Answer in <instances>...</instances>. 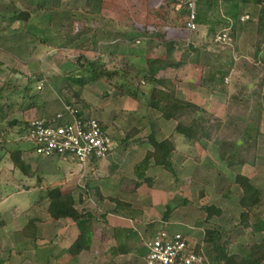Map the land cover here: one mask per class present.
Instances as JSON below:
<instances>
[{"label":"crops","instance_id":"1","mask_svg":"<svg viewBox=\"0 0 264 264\" xmlns=\"http://www.w3.org/2000/svg\"><path fill=\"white\" fill-rule=\"evenodd\" d=\"M146 1L148 4L153 5V7L148 8V10L150 9V11H154V13L160 12L156 0ZM21 2L26 5L27 10L22 9L20 13L18 12L13 16H21L23 13H26L29 14V17L27 20H14L12 18L11 20H14L15 24H22L23 26L25 25V27H44L45 32H48L49 27L53 29L56 22L57 26L60 25L65 27V25H63L64 21H59L60 16H55V13H58L60 9H54L53 16H51V12L49 13L46 10L47 6L45 2L48 3V0H22ZM202 2H204L206 7H204L203 14L201 13V6L200 10L197 9L198 14L195 22L197 30L195 31H191L186 27L187 17H181L179 11L180 6H173L171 1L166 2L167 6L165 11L168 13V16H141L143 15L142 10L139 13L137 12V15L135 16H124L125 19H120V16H117V14H113V16L87 17L88 19H91L89 21L92 23L90 26L93 28L92 31H97L96 29L98 26L96 21H101V17H104L108 20V23L106 24L107 27H109L113 33L116 32L121 34V37L123 38L117 41L112 40L111 37L108 39L109 41L105 39L106 42H104L109 47V53H113L112 55L116 56L124 54V59H126L127 62L128 60H131V62L139 64L142 77H144L148 71L147 60H166L173 63H182L183 65L181 67L177 69L167 68L160 71L156 76L157 80L173 81L176 99L191 103L220 120H223L226 116L228 110L227 100L229 97L236 95L240 100H246L248 105L247 117L250 119L253 115V129L257 131V134H255V145L251 151L253 154L250 155L247 164L244 166L233 165L231 168H227V170H233L238 167L241 169L239 175L247 177L250 182L252 179L264 180V81L262 85V93L256 103L253 100L254 98L252 99L248 97V93L241 94L240 92L241 88L245 89L247 86H249L250 89L253 88L251 81L254 78V75H256L252 70L255 65L254 54L257 19L260 7L258 5L244 3H225L222 0H202ZM15 4L4 5L1 9H6V7L8 9H13V5ZM38 7H40L38 10L44 12L45 16H43V14L39 16L36 15ZM122 13L121 10V14ZM143 13L144 15L146 14L145 11H143ZM66 17H70V19H66L65 22L72 23L73 21V24L76 25V21H74L72 16ZM244 17H248V19L242 20ZM37 21H40L41 24H38ZM121 21H123V24ZM67 25L68 24L66 23V26ZM129 25L131 27L134 25L132 30L128 27ZM15 26L8 23L5 30H7L8 33H11L10 35L15 34L17 33V30L15 31L11 29V27L14 28ZM103 27H105V25ZM223 30H226L228 34L233 33L234 36L231 44L228 46L219 45L214 42L213 37ZM1 33L3 32H0V39L2 40L6 35ZM26 35L27 34H25V36ZM130 36L131 38H128ZM1 40L0 42H5V44L1 45L2 48L0 49V52L3 54L8 53L5 50L6 47L12 50H15L14 48L18 47L17 52L20 53H25L27 51V46L19 41ZM35 46H30V49L28 50L30 54L39 53L40 50H43L41 49L42 47H50L46 44H40V48H36ZM6 55L13 63L18 62L23 66L24 64L29 66V63L20 62L9 53ZM31 58L32 55L31 57L29 56V60H31ZM262 58H264V54ZM34 62V68L36 69V56ZM2 65H6L7 67L8 63L6 64L5 61L2 60L0 61V66ZM40 66L41 67L38 66L37 69H39L40 75L42 76L41 78L47 79L48 81H50V79L51 81H63L62 78H65L66 82L68 81L65 77L66 75H64L65 72L63 73L62 71L61 74H59L58 71L57 74L53 75L51 72L49 73V71L43 68V64ZM74 66L77 67L78 65L74 63ZM257 66L264 67V64L258 62ZM63 67L64 66L61 64L60 69L62 70ZM147 88L148 90L154 88L163 90L155 83L148 84ZM88 90L89 87H85L80 96L83 101V103H80V105H82V110L85 116L95 118L103 124L104 128L111 135L112 141L117 142L116 146L110 149V153L106 159L98 163L89 164L82 172H68L63 177L56 176L60 177V179L57 180L58 182H54L53 180L52 185H55V187L59 188L62 192L70 191L76 197L77 201L80 199L81 201L77 202L76 206V208L79 209V206L86 203L88 200L86 197L89 195H85V191L79 193L75 192L77 189V186H75L76 179L85 177L84 179L86 180L89 177L85 189H88L89 193L92 195H95L96 197L98 196V200H96L100 206L110 204V207L106 210V215L108 225L111 226L113 237L111 239H105L102 237L96 238L94 228L91 226L92 239L90 249L77 256H71L67 251L77 240L80 234L79 229L73 222L67 224V222H70L68 220L57 222L52 221V223H55V240L54 242H47L48 247L44 252L42 257L43 261H40V264H97V261L102 258L98 259L96 256H92V258L89 257L96 248L99 249L98 253L103 255L101 257H103L104 263L100 264H144V259H142L141 255L138 253L140 250L138 248L139 242L144 240L143 234L140 233L142 227L140 224L136 223L137 217L133 218V216L129 214L132 213V210H136L138 204H144V197L147 198V203L150 206L156 204L160 206L164 205L167 195H165L166 193L164 191H159L155 183L159 177H161L160 179H167V177L165 178V171L161 167L153 165L154 161L152 159L150 160V163H152L151 167H149L144 173L142 171L138 172L137 169H135V167L145 158L146 154L153 151L152 143L149 142V140L148 144H145L140 140L137 141L136 135L126 138L127 133L134 129L133 126H131L130 130H126V132L120 130L121 124H124V121H127V116H129V118L136 117L135 120L132 119L135 125L141 121L137 116L140 115L142 109L140 108V110H136V101L127 97L122 90L115 92L112 89L105 92L101 97L95 95V93H93V96ZM141 95L145 98L147 94L141 92ZM66 105H68V103H61V106L60 104H55L54 107H51V110L49 109L50 112L48 115L51 116L62 111ZM152 112L161 117L159 112L154 110H152ZM31 117H34V115L31 114ZM40 117H44V115H41ZM31 119L28 120L26 124L32 121ZM160 121L161 123L158 124L159 130L154 131L155 133L151 131V135L149 136V138L153 137L154 141L157 143L166 140L167 136L174 132L176 126L174 121H165L163 118H161ZM166 129H169L167 130L168 135L157 139L156 134H163ZM124 133L126 134L124 135ZM261 141H263V144ZM138 144L141 145L143 149L145 147V151L139 150ZM182 144L184 145V147H182V149L185 150L184 152H189L194 149L199 158L198 160L204 158L205 149L209 145L215 148L213 144L207 141H202L194 147L185 140H182ZM241 144L242 143H240V145ZM261 149L263 152H260ZM200 151L203 152L200 153ZM21 152V158L24 162L26 172L31 166H35L40 169L41 173H43V178H49L47 176L52 175L51 172H55L56 175L59 174L61 168L58 167L57 164L58 158L40 159L34 156L32 150L29 149L25 152L21 150ZM171 157H173L172 154L168 158L169 162ZM34 160L37 161V163L34 162ZM59 160L60 162L66 161L64 159ZM45 174L47 176H45ZM33 175H35V173L29 174L27 172V174H23V176H25L23 177V181L26 180L27 176L31 178ZM51 178L55 179L54 177ZM49 180H47L48 183L45 180L44 182L42 181L39 188L42 189L44 187L42 185L45 184V182L49 187L51 184ZM144 180H146L145 183ZM251 184L260 191L261 199L263 200L264 189L260 186H256L253 182H251ZM149 185H152V187L149 188ZM23 186L24 188L21 187L22 191L16 189L17 192L28 190V188H25V185ZM10 195L5 194L6 197H4L3 200H0V203H5ZM161 197L164 198V202L160 199ZM116 202H119L121 206L117 207ZM122 204L127 206V208H124ZM5 207L0 210V217H7L3 219V222H0V228L5 229L4 232L0 234V246L2 245L0 248V256L3 255V245H5V241L9 239V237L12 238L15 244H22L19 248H16V246L15 248L18 250V253L23 252V255H26L28 251L25 246L27 245L23 244L27 240L26 238L22 239L23 236L17 237V235L22 233L23 229L28 224L26 216L24 221L22 219L23 215L27 213V209L22 210L20 204H14L11 210H8ZM18 211L20 214H17L19 213ZM241 213H243V210ZM16 215L21 219V223L17 226L18 230L8 231L7 228L10 225L13 223L16 224ZM37 219H39V221L35 224L36 234L38 233V229L47 230V226L51 224L49 223V221H51L50 218L48 221H44L40 218ZM167 222L169 221H164L166 224ZM65 224L71 226L64 227ZM249 224L252 226L251 230L255 232L254 234H262V238L264 237V215L256 218L251 216ZM165 227H168L172 232L182 234L178 230V228H180L179 224H172L171 226L166 225ZM59 233L65 234L62 239L58 238L57 234ZM105 245H109V249H105ZM20 247L22 248V251L20 250ZM143 248L147 250L146 244ZM146 253H144V255H146ZM9 257L11 262L17 258H12L11 255H9ZM85 257L86 259L88 258L86 261L84 260ZM81 260L84 261L81 263ZM0 263L2 264L1 261ZM3 264L6 263L3 262ZM262 264H264V261Z\"/></svg>","mask_w":264,"mask_h":264},{"label":"rangeland","instance_id":"2","mask_svg":"<svg viewBox=\"0 0 264 264\" xmlns=\"http://www.w3.org/2000/svg\"><path fill=\"white\" fill-rule=\"evenodd\" d=\"M21 1L22 0H0V32H3L6 35L2 38V40H15L27 46V51L25 53L17 52V46H15L17 47L14 48L15 50L9 49L7 47L5 50L10 55L17 58L18 61L29 63V66H26L25 64L23 66L18 62L13 63L12 60L6 55L8 53L3 54L0 52V61L4 60L6 64L8 63L7 67L6 65L0 66V88L5 87L0 91V105L6 108L4 111L5 116H0V200H3L4 197H6L5 194L10 195L11 193L5 203H0V210H2V208L5 206V208L11 210L14 204H20L22 210L27 209V213L23 215L22 219L24 221L26 216L28 223V219L31 220L33 217L40 218L44 221L49 220V216L46 213L48 199L45 197V194L46 191L50 189V187H55V185H52L53 180L54 182H58L57 180L60 179V177L56 176L63 177L68 172L79 173V171H82L79 170L78 165H76V163L71 159H66L65 162H60V160L57 159L58 167L61 168L58 175H56L55 172H51L52 175L47 176L45 174V176L49 178H43L44 175L40 172V169L35 166H31L27 169V172L29 174L35 173V175H33L31 178L27 176L26 180L23 181V177L25 176H23L22 173L13 167L10 161L9 150L13 149L16 145H18L19 148L24 152L27 151V149H33L32 145L25 140L26 138L24 135L19 133V129L22 125L24 127V123H27V121L31 118L38 119L41 115L49 116V109L51 110V107H54L55 104H60L61 106V103H71L75 106H82L69 92V88L71 87L72 90L81 96L82 92L87 86L89 87L88 92L92 95L95 93V95L101 97L109 90L113 89L115 92L122 90L127 95V97H130L131 99H134L133 101H136V110H140V108L142 109V114L140 113V115L137 116L141 121L135 125L133 120H135L136 117L129 118V116H127V121H124V124H121L120 130L126 132V130H130L131 126H133V128H136L138 131L136 134L137 141L140 140L141 142L148 144L151 131L154 132L159 130L158 124L161 123L160 120L162 117L153 113L148 106L152 90H148V84L143 82V77L140 73V65L131 62V60H128L127 62L124 58H120L118 61H112V63H110L109 56L113 53H109V47L106 45L105 39L108 40L111 37L112 40L117 41L123 37H121L120 33H113L109 27H107L106 24L108 23V20H106L104 17H101V21H96L98 26L96 29L97 31H92L93 28L90 27L92 23L89 21L91 19H88L87 17L90 15L86 14V0H62V7L60 4V7L57 8L60 10L58 13H55V16H60L59 21H64L63 25H65V27L60 25L57 26L56 22L53 29L49 27V30L48 28V32L44 31V27L37 28L28 25V27H25V25L23 26L22 24H15L14 20H11L15 17L13 16L14 14L18 12L20 13L22 9H26V5ZM156 1V3L159 5V13H154V11H150V9L148 10V8L153 7V5L148 4L146 0H105V2L103 0L102 10L99 16H113V14H117V16H120L121 19L128 15L135 16L137 15V12L139 13L142 10L145 11L146 14L144 15L142 11L143 15L141 16H168V13L165 11L167 1ZM3 4L15 5H13V9H8L7 7L6 9H1V7L4 6ZM45 4L47 7L49 6L48 3L45 2ZM200 6L202 13L204 7H206L202 0H198V10H200ZM38 9H40V7L37 8L36 15L39 16L43 14V16H45V13L40 12ZM121 10L123 12L122 14ZM53 11L51 12V16H53ZM66 16H72L74 21H76V25L73 24V21L72 23H68L67 21L65 22L66 19H70V17ZM8 23L13 26L16 25L14 28L11 27V29L15 31L17 30V33L10 35L11 33H8V31L5 30ZM37 23L39 24L40 21H37ZM66 23L68 24L67 26ZM121 23L123 24V21H121ZM104 25L105 27H103ZM128 27L130 30H132L134 25H132V27L129 25ZM25 34L27 35L25 36ZM128 38H131V36ZM2 44H5V42H0V49L2 48ZM40 44H46L50 47H42L41 49L43 50H40L39 53H29L28 50L30 49V46L32 47L36 45V48H40ZM263 54L264 52L260 54V57H262ZM31 55L32 58L29 60V56L31 57ZM35 56L37 60L36 69L34 68ZM117 56L120 57L125 55L119 54ZM98 61H101L102 63L103 61H108L109 63L108 66L110 68L108 67L109 71L104 74L105 79L100 78L94 81H89V77L92 76V73H86L80 70L73 72V70L76 68L74 63L77 64L78 67H82L84 69H88L89 72H93L91 69V64H96ZM42 64L43 68L49 71V73L51 72L53 75L57 74L58 71L59 74H61L63 71V73L65 72L66 75L70 74L69 76L73 80L81 79L85 82L88 81L86 82L87 85L83 88H79L77 84H73L69 81L66 82L65 78H62L63 81H51V79L48 81L47 79L41 78L42 76L40 75L39 69H37V67H41L40 65ZM61 64L64 66L62 70L60 69ZM112 66L113 69H111ZM141 92H145L147 94L145 98L142 97ZM31 114L34 115V117H31ZM14 118L21 120L23 124L19 126L17 125L13 128L8 127L7 124ZM167 130L169 129H166L163 134L157 133V139L166 137L168 135ZM125 134L126 133H124V135ZM170 137L173 138L176 147L175 152L172 153L173 157H171L170 160L171 171H167L161 167L165 171L164 174L165 178L167 177V179H160L161 177H159V180L157 179L155 183L158 190L162 192L164 191L166 193L165 195H167L164 205L160 206L156 204L154 206H150L147 203V198L144 197V204H138L136 206V210H132L134 214H129L133 215V218L137 217L136 223L140 224L142 227L140 233L143 234L144 240L139 242L138 246L140 249L138 253L141 255L142 259H146V255H144V253H146L147 250L143 247L149 242L152 232L158 227H165L166 225L171 226L172 224H179L180 228H178V230L195 246L201 245L205 230L213 229L225 233L230 237V249L232 252H236L237 246L239 245L246 246L251 242H261L264 237L262 238V234H254L255 232L251 230V225L248 228H244L239 225V216L242 212V209L239 206L241 192L236 186L233 185V183L235 177L239 175V172H241V169L236 167L233 170H227L225 163L219 158L217 149L211 145L205 149L204 158L198 160L199 158L197 157L194 149L189 151L190 154L187 151L184 152L185 150L182 149V147H184L182 144V140H184V138L182 136L176 134L174 131L172 134L167 136L166 139ZM116 143L117 142L112 141L111 149L116 146ZM240 143H242V140H239L237 145H240ZM261 143L263 144V141H261ZM139 144L138 149L145 151V147L143 149V147ZM201 152L203 151H200V153ZM260 152H263V150L261 149ZM34 162L37 163L35 160ZM51 177H54L55 179H52ZM84 178L85 177L76 179L75 186H77V189L75 192L79 193L85 191V195L88 194L89 196L87 195L88 197H86V199H88L86 203H83V205L79 206V209H77L84 214H91L90 225L92 228H94L96 238L102 237L105 239H111L113 234L111 226L108 225L106 215V210L110 207V204L100 206L97 202L98 198L95 195L89 193L88 189H85V185H87V179L89 177L86 180ZM43 179L47 183V180L50 179L49 182L51 184L48 187L47 183L45 182V184L42 185L44 186L42 189L37 188L35 186L38 183L37 181L40 180L42 183V181L44 182ZM145 182L146 180H144V183ZM251 182L264 189V180L252 179ZM23 185H25V188H28V190L17 192L16 189L22 191L21 189L24 188ZM229 185L232 186L231 194L226 198L224 196V191ZM148 187L150 188L152 185H149ZM81 188L83 189L79 191ZM160 199H162V202H164L163 197ZM263 200L262 206L264 207ZM168 205L171 206L172 211L170 212L167 219L169 222L166 224L163 220L166 213V206ZM210 207L218 209L220 211V215H213L207 220L208 212L206 209ZM17 214H20V212ZM5 218L0 217V222H3V219ZM15 218L16 224L13 223L10 225L7 228L8 231L18 230L17 226H19V223H21V219L17 215ZM49 223L51 224L47 226V230L38 229L35 243L36 250L34 248L27 249L28 252L26 255H23V252L18 253L16 248H19L20 244H15L12 238L9 237V239L5 241V245H3V255L0 256V261L2 264L3 262L6 264H40V261H43L42 257L44 252L48 247L47 242H54L56 236L54 227L55 223H52V221H49ZM67 224H71V222H67ZM67 224H65L64 227L71 226ZM4 230L5 229L0 228V234L3 233ZM57 235L58 238L62 239L65 234L59 233ZM21 236H23L22 233L17 235V237ZM24 238L25 236L22 239ZM109 247V245L104 246L105 249H109ZM20 250L22 251L21 247ZM98 250L99 249L96 248V250L91 255H89V257L92 258V256H96L98 259L102 258L101 260L97 261V264L104 263L103 257H101L103 255L98 253ZM9 255H11L12 258H17L11 262ZM87 259L85 257L84 260L86 261ZM83 261L81 260V263Z\"/></svg>","mask_w":264,"mask_h":264},{"label":"trees","instance_id":"3","mask_svg":"<svg viewBox=\"0 0 264 264\" xmlns=\"http://www.w3.org/2000/svg\"><path fill=\"white\" fill-rule=\"evenodd\" d=\"M168 1H171L173 6H180L179 11L181 17H188V7L182 2V0H167V2ZM222 1L225 3L233 2V4H252L260 7L257 19L254 54L255 65L252 70L256 75L253 74L254 78L251 81L253 88L250 89L249 86H247L245 89H240L241 94L248 93V97L252 99L254 98L253 100L256 103L262 93V85L264 81V67L257 66L258 62L264 64V59L260 57V54L264 52V3L263 0ZM61 2L62 0H48L49 6L46 10L49 13L52 12L54 9L60 7ZM102 5L103 0H86V14L90 16H99L101 14ZM28 17L29 14L23 13L21 16H16L13 19L27 20ZM229 36L232 41L234 37L233 33L229 34ZM124 57L125 56L119 57L116 55H110L109 60L110 63H112V61L116 62L120 58L122 59ZM108 64V61H103V63L98 61L96 64H91L93 72H89L88 69L78 66L73 70V72L80 70L82 72L92 73V76L89 77V81H94L100 78L105 79L104 74L108 72L110 68ZM182 65V63H173L166 60H147L148 71L143 77V82H146L147 84L155 83L163 89H152L148 102L149 108L159 112L164 120L174 121L176 123L174 129L175 133L182 136L191 146L194 147L202 141H207L213 144L217 149L220 160L225 163L228 169L233 165L244 166L247 164L250 155L253 154L251 151L255 145V134H257V131L253 129L252 126L254 118L253 115L250 119L247 117V101L240 100L239 97H236V95L229 97L227 100L228 110L226 116L223 120H220L191 103L176 99L173 81L157 80L156 76L162 70L167 68L177 69ZM111 69H113V66ZM69 75L65 76L67 80L73 84H77L79 88H83L87 85L86 82L88 81L85 82L81 79L73 80ZM3 88L5 87L0 88V91ZM69 89V92L76 98V100L79 103H83L79 94L72 90L71 87ZM5 109L6 108H4V106L0 105V116H5ZM21 124H23L21 120L14 118L13 120H10L7 126L13 128ZM28 125L29 123H24V127L22 125L19 129V133L24 135V137L26 136ZM137 132L136 128L131 130L127 133L126 138L135 136ZM239 140H242L241 145H237ZM149 142L152 143L153 151L147 153L145 158L135 167V169H137L138 172L142 171L144 173L149 167H151L152 163H150V160L152 159L154 161L153 165L163 167L167 171H171V164L168 161V158L176 150L173 138L170 137L157 143L154 141L153 137H150ZM21 153V149L18 145L9 150L10 161L16 170L22 174H27L24 162L21 158ZM90 164L92 163L90 162ZM37 182L36 187L39 188L41 181L39 180ZM233 185L241 192L239 206L243 210V213L239 216V225L244 228H248L250 227L249 219L251 216L256 218L264 215V207L262 206L260 191L251 184L247 177L243 175H237ZM231 188L232 186L230 185L225 188L224 196L226 198L231 194ZM45 197L48 199L46 213L51 221L57 222L69 220L70 222L75 223L79 229L80 234L77 240L67 252L71 256H77L84 251H88L90 249L92 239L90 225L91 215L84 214L76 208L77 202L81 200L79 199L77 201L76 197L70 191L62 192L56 187H50V189L46 191ZM116 204L117 207L121 206L119 202H116ZM169 206L170 205L166 206L164 221L168 219V216L172 211L171 206ZM123 207L127 208L125 205H123ZM206 211L208 212L207 220L213 215H220V211L214 207L207 208ZM132 214H134L133 211ZM38 221L39 219L37 218L29 220L27 226L22 231L23 237L25 236L27 240L23 245H27L25 246L27 249H36L35 224ZM161 228L162 227H158V229ZM18 244L22 246L21 243ZM230 247V237L225 233L213 229L204 231L201 245H196L194 251L196 254L201 255L204 258L205 264H262L264 261V239H262L259 243L251 242L246 246L239 245L237 246L236 252H232Z\"/></svg>","mask_w":264,"mask_h":264},{"label":"built area","instance_id":"4","mask_svg":"<svg viewBox=\"0 0 264 264\" xmlns=\"http://www.w3.org/2000/svg\"><path fill=\"white\" fill-rule=\"evenodd\" d=\"M188 7L186 27L197 30L198 0H182ZM248 17L242 18L247 20ZM219 45H230L226 30L214 37ZM264 88V85H263ZM26 141L32 145L34 156L41 159H71L79 170L91 163L106 159L110 153L112 138L103 124L85 116L82 107L68 104L54 115L44 116L29 122ZM144 264H205L204 258L195 253V245L180 233L162 227L152 232L146 244Z\"/></svg>","mask_w":264,"mask_h":264}]
</instances>
